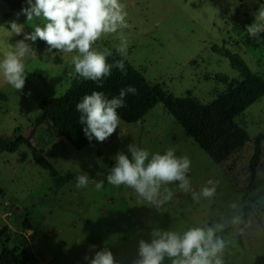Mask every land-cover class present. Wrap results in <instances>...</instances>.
Here are the masks:
<instances>
[{"label":"rangeland","instance_id":"obj_1","mask_svg":"<svg viewBox=\"0 0 264 264\" xmlns=\"http://www.w3.org/2000/svg\"><path fill=\"white\" fill-rule=\"evenodd\" d=\"M121 3L126 6L130 25L122 30L128 40V59L147 81L161 84L170 94L191 95L207 104L239 81L229 58L219 53L222 48L238 53L254 72L264 75V30L257 38L249 37L246 31L264 9V0ZM21 8L12 10L0 0V59L5 52L15 50L24 33L45 23L42 18L34 17L28 23L26 16L17 17ZM12 21L23 26L20 35L11 32ZM119 37V33L105 35L92 47L101 52L118 49ZM25 43L32 54L24 58L23 89H14L0 73V140L32 137V144L59 176L71 178L55 183L50 171L33 159L27 145L15 152H0V231L7 229L0 235V252L5 247L21 252L18 235H25L33 252L28 264H90L96 252L104 249L112 252L115 264H135L140 259V240L151 243L154 230L182 237L192 228H213L214 239L225 242L218 254L223 264H255L264 254V143L259 165L252 170L254 139L264 132V96L236 118L250 140L222 163L215 162L187 136L162 103L138 122L120 119L107 140L94 139L78 150L50 123L39 126L32 135L41 113L40 102L59 97L70 88L76 74L72 57L78 53L55 49L49 53V46L39 39ZM130 145L147 150L149 159L168 148H174L177 157L187 156L191 160L186 173L190 190H181L179 181L162 185L157 199L163 200L165 189L172 192V198L157 206L127 186L109 184L106 177L117 154L123 152L132 159ZM82 174L88 175L89 183L78 189L76 177ZM100 180L104 186L98 191L95 183ZM209 180L213 184H208ZM205 186L215 187L213 197L200 195ZM194 193L198 198H193ZM245 206L251 209L242 225ZM236 217L238 223H234ZM26 220L31 228L25 226ZM173 259L165 256L162 264H172Z\"/></svg>","mask_w":264,"mask_h":264},{"label":"clouds","instance_id":"obj_2","mask_svg":"<svg viewBox=\"0 0 264 264\" xmlns=\"http://www.w3.org/2000/svg\"><path fill=\"white\" fill-rule=\"evenodd\" d=\"M27 7H22L19 15H24L27 22L35 18L44 20L43 27L34 26V31L24 33L23 39L15 45V50L4 53L0 59V73L4 80L17 91L23 89L26 80L25 57L32 54L30 46L25 41L35 43L37 39L46 42L47 51L72 53L74 71L85 80L97 82V87L103 86V79L111 75L113 67L126 74L124 59L127 53L128 40L122 30L130 27L127 22L128 12L121 0H26ZM12 33L20 35L23 26L16 21L10 25ZM264 30V9H260L255 16V22L246 26V31L251 38H257ZM120 34V46L117 49L122 59L113 64L107 62L110 51H97L93 45L101 37L109 34ZM134 86L129 85L119 91L118 96L107 98L101 91L87 94L77 103L76 110L81 114L79 122L85 136L89 141L104 142L118 128L120 116L117 109L125 107V97L135 95ZM130 160L123 152L115 157V166L107 175V182L113 186H127L140 197L160 206L172 198V192L165 189L167 195L163 200L157 199L162 185L179 181L181 190H190V181L186 173L191 169V160L187 156L177 157L174 148H168L164 154L155 153L149 159V152L130 145ZM146 161L147 164L145 163ZM76 187L88 186L89 177L82 174L76 177ZM208 184H213L212 180ZM104 181H96V190H101ZM215 187H203L200 195L211 198L215 195ZM196 199L197 194H193ZM236 207V205H233ZM239 222V217L234 218V223ZM221 226H217L219 228ZM154 239L151 243L140 240L139 257L135 264H162L165 256L176 258L172 264H223L218 258L225 248V242L219 238L214 239V229L192 228L183 236L174 232H161L154 230ZM92 247H95L94 245ZM215 258V259H213ZM88 259V257H85ZM90 264H115L113 254L104 249L96 252Z\"/></svg>","mask_w":264,"mask_h":264},{"label":"trees","instance_id":"obj_3","mask_svg":"<svg viewBox=\"0 0 264 264\" xmlns=\"http://www.w3.org/2000/svg\"><path fill=\"white\" fill-rule=\"evenodd\" d=\"M12 10H18L26 4V0H2ZM107 62L113 64L122 59L117 49L110 51ZM220 54L230 60L233 69L238 71L240 80L230 84L225 93L211 103H203L191 95L176 97L164 89L161 84H152L132 64L127 55L124 59L125 72L113 67L111 75L103 79V86L97 87V82L85 80L78 74L72 79L70 88L63 95L56 98H45L40 102V115L34 123L36 129L50 123L52 127L64 137L75 149L81 150L90 142L85 136V125L79 122L80 113L76 105L87 94L101 91L111 99L119 95L121 89L129 85L134 86L136 94L125 97V107L117 109L120 119L126 123L138 122L149 110L158 103H162L168 114L182 126L185 134L193 138L199 146L217 163L226 161L232 153L239 150L250 140L248 131L237 123L236 118L264 96V75L254 72L238 53L228 48H222ZM32 137L20 135L16 140L8 138L0 140V152H15L21 145H27L33 153V159L54 176L59 184L71 177L59 176L55 166L31 142ZM255 157L252 170L258 167L264 143V132L254 139ZM251 207L245 206L242 225L248 220L246 214ZM25 226H30L28 220ZM31 228V226H30ZM7 229L0 231L5 234ZM22 250L17 252L9 247L0 252V264H28L33 255L31 245L24 235H18ZM255 264H264V254L259 256Z\"/></svg>","mask_w":264,"mask_h":264}]
</instances>
